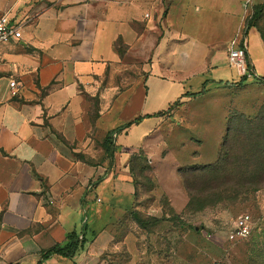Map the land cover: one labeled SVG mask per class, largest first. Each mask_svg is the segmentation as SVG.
I'll return each mask as SVG.
<instances>
[{"label":"crops","instance_id":"obj_1","mask_svg":"<svg viewBox=\"0 0 264 264\" xmlns=\"http://www.w3.org/2000/svg\"><path fill=\"white\" fill-rule=\"evenodd\" d=\"M255 1L0 0V15L21 23L0 43V264H105L118 237L130 248L117 223L134 209L137 152L184 209L178 166L161 172L152 156L166 158L160 132L174 109L124 125L238 82L234 39L255 71L249 37L261 49L264 39L254 27L243 36ZM71 231L85 240L72 257L41 258Z\"/></svg>","mask_w":264,"mask_h":264},{"label":"rangeland","instance_id":"obj_2","mask_svg":"<svg viewBox=\"0 0 264 264\" xmlns=\"http://www.w3.org/2000/svg\"><path fill=\"white\" fill-rule=\"evenodd\" d=\"M261 3L264 0L252 3L246 21L264 36V9L252 15ZM249 48L255 71L246 65L242 74L246 75L245 80L217 86L185 106L174 107L160 132L166 158L159 160V156L152 155L156 165L160 161L159 171L164 169L168 173L174 166L179 169L215 162L230 121H236L240 115L257 118L258 122L264 118V48L261 49L252 36L249 37ZM234 69L230 70L233 75ZM251 151L250 139L242 135L228 144L226 168L234 175L249 176L247 182H240L244 186L238 188L241 192L234 202L214 203L207 197L203 208L180 214H170L164 206V198L170 202L155 180L150 161L146 162L150 171L135 167L137 195L133 208L142 217H155L161 209V215L156 217L164 219L150 223L144 229L127 214V221L118 222L117 229L121 234L131 233L130 248L118 237L115 250L105 256V264H264V257L252 248V235L233 241L227 239L232 219L239 214L246 213L251 217L253 229L264 228V182L251 179L255 171L251 161L247 160ZM261 228L256 231L261 232Z\"/></svg>","mask_w":264,"mask_h":264},{"label":"trees","instance_id":"obj_3","mask_svg":"<svg viewBox=\"0 0 264 264\" xmlns=\"http://www.w3.org/2000/svg\"><path fill=\"white\" fill-rule=\"evenodd\" d=\"M262 9H264V3H261L260 5L256 6L252 15H257ZM252 26L253 25L250 24L249 21H246L245 28L243 31L244 37L247 34L248 29ZM260 36L262 39H264V36H262L261 33ZM116 45L118 51L122 53V42L117 41ZM246 65L247 67H249L247 54ZM245 79L246 75H242L241 80ZM200 93L201 91L189 93L187 94V96L193 97L197 96ZM179 104H181L180 101H174L170 103L165 110H161L153 114L139 116L133 119L132 121L128 122L124 126L129 127L132 124H136L143 117H150L167 113ZM238 135L248 137V140L250 139V145H252V151L247 156V160L251 161L253 168L255 169V171L252 172L251 179L255 181L257 180L259 182H264V118H260V122H258L257 118H247L243 115H240L237 117L236 121H230L227 124V130L223 136L218 158L215 162L202 166H186L178 169V175L181 179L183 188L188 197V201L184 209L180 213L192 212L194 210L203 208L204 206H206L204 201L207 197H211L212 202L214 203L231 204L236 200L238 194L241 192L239 190L241 189L240 187L244 186V184H240V182H247V179L249 178V176H238L236 174L234 175L225 166V162L229 157L228 144ZM252 141H254L253 144ZM146 162H149V160L144 155V153L137 152L132 155L130 160V166L134 177L136 169L135 167L139 166V169L141 171L151 170ZM232 182L234 186L232 185ZM134 184L135 186L137 185L135 179ZM235 185H239V187ZM136 195L137 191L135 190V196ZM163 202L164 206L167 207L168 212L170 214H175V211L170 206L166 198H164ZM130 214L135 223L139 227L144 229L148 228L150 223L156 224L157 222L164 219V217L158 218L154 216L142 217L139 211H137L136 209H133ZM255 228L256 229L252 228L249 234V236L252 235L251 237H253L252 248L261 257H264V228ZM257 228H261V232L258 233L256 231ZM84 242L85 240L79 238L78 234L75 231H71L66 235V239L63 244H54L50 248L41 251L40 255L42 259L52 256L54 254L62 255L64 257H72L75 254L76 250L82 247ZM37 264H40V261H38Z\"/></svg>","mask_w":264,"mask_h":264},{"label":"built area","instance_id":"obj_4","mask_svg":"<svg viewBox=\"0 0 264 264\" xmlns=\"http://www.w3.org/2000/svg\"><path fill=\"white\" fill-rule=\"evenodd\" d=\"M21 35V23H12L7 13L0 15V43H5L13 39H18ZM246 48L245 38L234 39L228 49V61L234 66L239 73L244 74L246 71ZM10 86H15V81H10ZM252 229L251 217L246 214H239L232 219L231 227L227 233V239L230 241L243 239L249 236Z\"/></svg>","mask_w":264,"mask_h":264}]
</instances>
